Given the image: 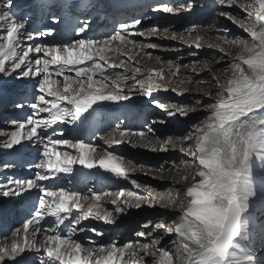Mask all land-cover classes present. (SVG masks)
<instances>
[{
    "label": "snow or ice",
    "instance_id": "1",
    "mask_svg": "<svg viewBox=\"0 0 264 264\" xmlns=\"http://www.w3.org/2000/svg\"><path fill=\"white\" fill-rule=\"evenodd\" d=\"M217 2L221 6L218 14L246 34L224 39L239 52H225L221 44L209 43L208 48L230 57L228 66L218 70L226 78L206 68L210 79L184 80L178 78L182 65L169 61L167 72L163 67L145 70L138 57L143 54L152 59L145 50L160 47L150 42L152 37L179 39L199 50L204 45L200 36H194L196 25L185 30L191 43L184 34L157 25L142 31L139 26L143 20L139 17L120 23L110 34L98 38L86 35L91 25L86 17L77 16L69 20L75 23L68 32L70 38L49 43L46 38L57 34L55 28L28 30L30 17L17 15L13 10L17 7L15 0H0V81L6 84L11 78L33 82L32 100L28 103L31 112L24 119L12 121L15 128L0 141V150L19 151L31 146L35 152L24 176L14 174V163L2 162L5 173L0 179V199L34 192L35 200L28 217L14 229L11 245H0V264H29L27 253L31 251L42 253L39 264H264L244 243L250 240V209L257 195L254 163L264 166V0ZM36 7L43 11L44 5ZM61 7L71 8L68 4ZM232 8H239V13H233ZM152 11L178 16L193 12L194 4L186 2L177 7L160 3ZM52 21L60 23L55 15ZM137 36L149 42L132 39ZM155 59L160 63L159 57ZM191 68L199 76L200 67L194 63ZM183 84L207 86L215 91H204L189 103H152L168 118L204 112V118L185 133L161 137L151 127L134 131L117 124L112 135L101 137L106 148L100 150L82 139L64 138L61 125H85L109 105H120L136 94L151 97L159 91H171L176 96L190 93L191 88H180ZM202 97H207L208 102ZM166 122L164 118L151 121L160 125ZM124 143L154 153L178 150L189 157L182 162L184 174L177 170L179 179L175 181L188 186L183 191L169 189L168 203L163 205L167 208L179 204L180 214L171 225L165 220L143 223L135 236L145 242L96 245L89 239L85 245L73 239L77 231L95 236L102 232L82 222L112 224L129 209L155 207L156 198H124L125 189L97 193L89 188L85 194L45 182L58 179L60 173L72 175L74 166L79 165L87 170H102L128 181L133 188L153 192L151 185L140 183L129 173L144 167L149 172H163L167 162L155 168L135 165L118 152L107 150ZM106 199L114 206L112 210L104 206ZM166 236L171 238L174 251L160 246ZM146 257L153 259L149 262Z\"/></svg>",
    "mask_w": 264,
    "mask_h": 264
},
{
    "label": "bare ground",
    "instance_id": "2",
    "mask_svg": "<svg viewBox=\"0 0 264 264\" xmlns=\"http://www.w3.org/2000/svg\"><path fill=\"white\" fill-rule=\"evenodd\" d=\"M182 1L183 0H181L180 2ZM152 2L153 0H15L17 7H15L13 10L16 11L17 15L27 14L30 17L29 22L27 23V28L30 31L35 32L37 30H46V27L48 26L55 28L57 34H54L53 37L46 38L49 43H55L70 38L68 36V32H70V30L75 26V23H70L69 20L74 19L77 16H79L81 19H84L86 17L91 25L90 30L87 32L86 35H88L89 37L95 36L99 38L105 34H110L115 28L119 26L120 23L129 21L133 17H139L143 20V23L139 26L141 29L146 25H157L160 27L165 25L168 27H173L171 23L173 20L180 18L179 16L186 17L187 15H191L187 12L178 16L159 13L157 19L151 18V16L147 17L146 14L149 12L143 13V11ZM207 2H209L211 5L206 8L209 10L208 13L202 17V20L210 19L212 16L215 17V27L211 31L223 34L230 39L234 37H239L241 35H246L242 33L241 29L237 28L235 25H232L230 21H228L224 17H221L218 14L221 6L218 4L217 0H207ZM38 4L44 5L43 11H41L39 7H36V5ZM63 4H68L71 6V8L68 9L61 7V5ZM230 10L233 13H239L240 11L239 8H232ZM203 11H205V9ZM53 15L57 16L60 19L59 24L53 23ZM224 29H228L229 31L225 32ZM137 37H132V39ZM156 40V37H152L150 39V42L154 43V41ZM142 42L149 41L143 40ZM203 45V54L211 59V64H213L214 67L218 65V63H214V59H219L223 57V59H221L219 63H228L229 60L224 59V53L217 51L215 48H208L207 44L203 43ZM233 49L234 52H239V48L233 47ZM151 50L152 49H146L145 51L150 53ZM225 52L228 51L225 50ZM138 59L144 60L148 58L141 54ZM164 70L165 72L168 71V69L166 68ZM116 71H122V69H117ZM10 79H8L6 87H4L5 83L3 84V81H0V106L13 100L14 105L12 106V110L3 111L9 113L5 115V117H12V121L16 119H24L25 116L31 112V109L28 108V103L32 100L33 82L28 79ZM29 85L31 86V91ZM138 95L139 94L134 95L131 100L122 102V104L120 105H109L93 120L80 127H75L73 125H61L60 127L64 130V138L82 139L87 143L95 145L98 150L105 149L106 145L104 143V140L101 139V137L107 138L108 136L112 135V131L117 124H120L122 129L127 128L134 131H147V127H151L155 130L156 135L162 137L160 131H157L158 123H151L153 117H156V114H154V112H149L145 110L143 111L141 109V105L143 102L138 100ZM152 95V97L156 99H164V97L166 96L165 92L163 91L154 92ZM16 104H21L22 107L17 108ZM155 108L156 107L153 106V111H161L160 109L156 108L158 110L157 111ZM193 116L196 117V114L192 115V117ZM12 121L10 124H7V126L15 128ZM7 132L10 131H6V133H3L2 129L0 130V133H3L0 134V140H2L6 136ZM17 147L19 148V146ZM29 150L30 148H19V151L13 150L11 151L13 152L11 153V155H6V157L3 160L1 159L0 162L7 161L12 162L15 165H17L18 163L25 165V173L27 175V163L31 161L35 156L34 150ZM107 150L118 152L119 154L133 161L135 165H145L151 166L153 168H155L154 165H157V162L159 160L156 154L160 153H154L140 147L132 148L127 143L118 146L114 145L113 149ZM22 152L23 154H21ZM171 152L174 153L173 161H171V163H168L169 160L166 161L167 163L165 164V171L149 172L148 167H144L143 169L136 168L134 172L129 173L131 178L136 179L140 183L151 185L154 189V191L151 193L145 192L142 189L133 188L128 181L113 176L109 173L103 172L102 170H87L83 169L79 165L74 166L75 172L72 175L60 173L58 174V179H55L54 181H46V184H53V186L56 187H63L68 190H76L85 194H87L89 188H91L94 192L97 193H102L105 191L117 192L120 189H125L126 191L124 193V198L134 199L135 196H153L156 198L155 207L149 208L144 205L140 209H129L126 213L120 214L112 224H104L102 221L95 220L84 221L82 222V224L85 227L94 226L102 232V235L95 236L93 233L85 234L77 231V234L73 237V239H80L81 242L85 245L88 244L89 239L93 240L96 245L107 244L112 241H115L118 244L126 243L130 240H140V242H145L144 239L135 236V231L140 230L141 225L143 223L147 222L148 220H152L154 222L165 220L169 225H171L173 219L180 214V205L176 204L167 208L163 207L164 204L168 203L169 189L179 188L183 191V189L188 186L187 183L175 184V181L179 179V176L177 175V170H180V175H183L184 172L174 162L179 158H181V162L189 159L187 155H182L178 150ZM254 170L255 172H262L264 171V166L260 165V163L258 162L256 163ZM189 171L194 170L190 169ZM4 173L0 174V179L3 178ZM15 175L22 176V172L20 171ZM190 182L191 181L189 180L188 183ZM129 193H131L132 195L130 196ZM256 193H258L257 190ZM174 194L175 193H173V195ZM34 200V192L32 195H30L29 193H25L19 197L0 199V226L4 224V221L8 222L11 219L14 210V205H29L28 202L30 204H33ZM263 201L264 197L259 199V202H257L255 198L253 199L250 209L252 223L254 221V216L259 210L257 206H259L260 202L262 203ZM3 202H5L4 205H2ZM103 203L104 206L109 210H112L114 207L108 199L104 200ZM29 209L23 214L27 215L26 218L28 217L31 211V208ZM6 213H10V216H6ZM261 215V218H264L263 212L261 213ZM14 218V220H19L17 219V217ZM258 220L259 219L257 218L255 221L256 230L258 231L257 234H260L259 238H262L264 237V230L261 231V228L264 227V223L258 224ZM10 221L12 224H14L15 222L12 220ZM65 224H68V222L65 221ZM44 226L47 227V223H44ZM61 227L63 228L64 226L62 225ZM254 236L255 235L251 236L250 240L244 242L248 246L249 250L251 249V243L254 239ZM9 241L13 240L9 239ZM11 243L12 242H5V239L1 242L2 245L9 246L11 245ZM160 246L167 247L169 250L172 251L175 250V246L171 243V238L167 236L164 238L163 241H161ZM262 250L263 249H255V251H258L257 253H260ZM27 257L29 264H39V261L42 258V253L31 251L27 253ZM146 259L151 262L153 258L146 257Z\"/></svg>",
    "mask_w": 264,
    "mask_h": 264
},
{
    "label": "rangeland",
    "instance_id": "3",
    "mask_svg": "<svg viewBox=\"0 0 264 264\" xmlns=\"http://www.w3.org/2000/svg\"><path fill=\"white\" fill-rule=\"evenodd\" d=\"M180 1L181 0H153V2L145 8L143 13L149 12L146 14L147 17L151 16V18L157 19L159 16V13L152 11V8L155 7L156 5H158L160 3H168L172 6L178 7L179 5H181L183 3L191 2L194 4V11L190 13L191 15H187L186 17L179 16L180 18H177L171 22L173 27H168L165 25H163L162 27H160V26L159 27L161 29L168 28L170 30V32L182 33V34H184L187 42L191 43V40L188 39V34L185 30L188 28H191L192 25H196L197 28H196V32L194 33V36L195 35L200 36L202 38V42L204 44H207V45L209 43L221 44L224 47V49L227 50L228 52H230L232 54L236 53V52H234V49L232 46L224 43V39L227 36L211 31L215 27V24H214L215 23V21H214L215 17L214 16H212L210 19L202 20V17L208 13L209 9H206V8H208L211 5L209 2H207V0H183L182 2H180ZM204 9H205V11H203ZM162 14H164V13H162ZM181 14H183V13H181ZM206 17H208V16H206ZM148 27H149V25H146V26L142 27L141 30L143 31V30L147 29ZM47 28H49V26L46 27V29ZM134 39L137 41H140V42H142L144 40L143 37H137ZM228 39L230 40V38H228ZM154 43L159 45L160 47H158L156 49H152L150 51L152 59L148 58V59L141 60V67L145 70L151 69V68L159 69L161 67H163L164 69L165 68L168 69L167 63L169 61H171L174 64L182 65V67L180 69V74L178 76L179 79L187 80L189 77H191L195 80L210 79L211 73L204 70L206 68H211L215 75H217L221 78H226V74L223 71H218V70L226 68L228 66V63H218V65L214 67V65L211 64V62H212L211 59L208 56H205L203 54V50H204L203 48H200L199 50H197L195 47L188 48L187 43H181L179 39L171 40L168 38H157V40L154 41ZM156 57L160 58V63H157V60L155 59ZM224 59L229 60L230 57L224 55ZM216 61H217V59H214V63L217 64ZM194 63L197 64L201 69L199 76H196L192 72L191 65H193ZM183 65H186L188 67H183ZM10 80H12V79H10ZM6 86H7V83L4 84V87H6ZM29 87H30V91H31V86L29 85ZM180 88L181 89L191 88L192 91L190 93H185V95H183V96H176L175 93L168 91V92H165L166 96L164 97V99H160V98L156 99V98L152 97L153 95L151 97H144V96L138 95V98H139L138 100L143 102L141 105V109L143 111L145 110V111H149V112H154V114H156V117L154 116L153 119L164 118L167 121L165 125L158 124V126H157V131H160V133L162 134V137L168 133L182 134V133L189 131L193 124L197 123L198 121H200L204 118L205 113L204 112L195 113L196 117H194V116L192 117V115H195V114H191L187 118H179V117L168 118L165 116V114L163 112L158 111L156 108L155 109L158 112L153 111V106L155 107V105L152 103L153 100L159 101L160 103H164V104H167V103H189L193 100L194 97H201V95L204 91H209V90L215 91L214 89H208L207 86H205L204 88H201L200 86H198L196 84H191V85L183 84V85H180ZM25 92H26V90H25ZM202 98L204 99L205 103L208 102L207 97H202ZM13 105H14V101L12 100V101H9L8 103L2 104L0 106V110H1L0 111V130L2 129L3 133H6V131L14 130V128L7 126V124L11 123L12 117L6 118L5 115H7L9 113L3 112V111L12 110ZM157 114H158V117H157ZM159 115H160V117H159ZM26 116H25V118H26ZM3 124L6 125L7 127L4 126ZM8 129H10V130H8ZM6 137H7V134L2 140L6 139ZM2 140H0V141H2ZM29 148H30L29 151H32L31 147H29ZM11 151H13V150H6V151L0 150V160L1 159L3 160L6 157V155H9V154L11 155V153H13ZM21 154H23V152ZM173 154L174 153H172L171 150L167 151V152H163V153L160 152V153L156 154L158 156L159 160L157 162L158 164L157 165L155 164L154 167H158L161 164H165V162L168 160H169L168 163H171V161H173ZM174 163H176V165L178 167H180V169L182 170L181 158L177 159ZM256 163H258V161H256L254 163V169H255ZM16 166L17 167L13 170L15 174H17L18 172L21 171L22 176L26 175L25 165L18 163ZM2 168H3V163L0 162V170L2 171V173H4L5 170ZM22 168H23V170H22ZM254 169H253L254 185H255V189L258 191L255 199L257 200V202H259V199L264 197V171L255 172ZM1 171H0V174H2ZM157 180H159V179H157ZM29 194L32 195L33 193H29ZM4 203L5 202H3L2 205H4ZM28 204L30 205V207L27 204L24 206H19L20 204L14 205V210H13L12 217L10 220L15 221V222H14V224H12L10 220L8 222L4 221V224H2V226H0V245H2L1 242H2V240L4 241V239H5V242H13V241H9V239L10 240L15 239L12 235L14 229L19 228L21 226V223L24 221V219H26L27 215H23L24 212L27 211L29 208L32 209V207H33V204H30L29 202H28ZM257 208L259 209L256 213V215H258L257 218L259 219L258 224L264 223V218H261V216H262L261 213L262 212L264 213V201L262 203L260 202V205L257 206ZM7 215L9 217L10 213H6V216ZM14 217H17V219H19V220L18 221L14 220L15 219ZM263 230H264V227L261 228V231H263ZM1 236H2V238H1ZM259 236H260L259 233L256 234V236H254V239L252 240V243H251L252 246H251L250 250L254 249L253 254H255L257 259L264 261V237L259 238ZM260 242H261V244H260ZM255 249L256 250L263 249V250L260 253H257L258 251H255Z\"/></svg>",
    "mask_w": 264,
    "mask_h": 264
}]
</instances>
